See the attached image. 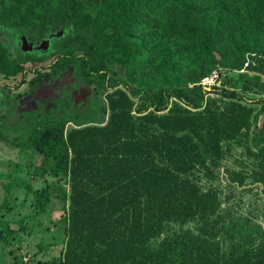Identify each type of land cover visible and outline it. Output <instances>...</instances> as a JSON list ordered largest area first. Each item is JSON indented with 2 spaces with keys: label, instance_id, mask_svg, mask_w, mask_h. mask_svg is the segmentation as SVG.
<instances>
[{
  "label": "trees",
  "instance_id": "1",
  "mask_svg": "<svg viewBox=\"0 0 264 264\" xmlns=\"http://www.w3.org/2000/svg\"><path fill=\"white\" fill-rule=\"evenodd\" d=\"M0 16L36 43L66 31L49 67L0 35V75L34 70L35 92L72 67L104 96L85 117L28 120L11 143L40 156L32 178L67 177L27 186L39 215L54 200L64 213L59 264H264V225L233 205L264 198V0H11Z\"/></svg>",
  "mask_w": 264,
  "mask_h": 264
},
{
  "label": "rangeland",
  "instance_id": "2",
  "mask_svg": "<svg viewBox=\"0 0 264 264\" xmlns=\"http://www.w3.org/2000/svg\"><path fill=\"white\" fill-rule=\"evenodd\" d=\"M10 2L11 0H0V8ZM5 26L0 22V28L5 29V31L0 30L3 33L1 35L3 42L10 48L12 55H17L18 51L15 44L19 46V42H17L15 31ZM72 73L73 68H70L63 75H67L66 79L63 76L55 81L47 78L42 90L37 91V94H30L24 98L23 95L29 91V81L35 77L34 73L28 71L24 75L10 80L0 75V114L7 115L4 128L9 135L7 143H0V230H8L12 226L14 231L18 232L13 235L2 234L0 239V264H59L60 262L59 259L62 249L65 247L66 237V220L63 219L64 213L61 206L54 200L48 207L47 212L39 215L36 198L27 186L31 185L34 189L39 190L47 184L56 186L59 182L60 185L66 187L68 185V182H66L67 177L62 175L58 179L46 176V179H43L37 175L36 178H32L41 162L40 156L26 148L13 147L11 143L16 137L24 136L32 130L33 124L29 123L28 120L35 124L41 117L53 111L58 112L59 115L64 112V110H60L58 100L62 96L61 92L63 91L61 89L64 85L68 86L73 81ZM230 75L237 78L238 70L230 71ZM23 78H26V81L20 87ZM203 85L207 88V91H212L213 86L221 85V81L218 78H214V80L210 78ZM238 85V89H241V84ZM90 94H93L92 90L88 91L87 95L83 97L78 96V92H75L73 101L75 100V104L78 105L81 101H86ZM18 95L22 96L17 102L15 97ZM261 95L264 97V91ZM254 96L257 95L254 94ZM103 97L98 93L92 95L96 107H99ZM211 97H214V95L212 94ZM90 107L75 110V114L80 113L83 117L92 114L89 113ZM53 114L55 115V113ZM237 155L240 156V152ZM229 163L236 167L233 162ZM221 183L226 185L225 181ZM258 191L259 189H255L253 193H240V191H237L233 205L239 213H251V217L256 222L264 225V198ZM4 203H9L8 206L11 208V212L2 208ZM20 220L24 221L25 230L19 232L17 221Z\"/></svg>",
  "mask_w": 264,
  "mask_h": 264
},
{
  "label": "flooded vegetation",
  "instance_id": "3",
  "mask_svg": "<svg viewBox=\"0 0 264 264\" xmlns=\"http://www.w3.org/2000/svg\"><path fill=\"white\" fill-rule=\"evenodd\" d=\"M1 24H3L2 22H1ZM3 26H5L4 24H3ZM5 27H7V26H5ZM10 28V27H9ZM0 30H4L5 31V29H2V28H0ZM10 30V29H9ZM12 30H14L15 31V34H16V38L18 39H16L17 40V42H19V46L17 45V44H15L16 46H17V51H18V53L19 52H22V53H24V54H31L34 58L31 60V61H29L30 63L28 64L29 65V68H31L33 65H38L39 67H43V66H47V67H49V62H50V60L53 58V57H49L50 55H52V53L54 52V45H55V40H53L52 41V44H51V46H50V48L45 52V53H40V51H37V50H33L32 52H24L23 50H22V38L23 37H26L27 38V40H28V43H30V44H33L34 46H39L45 39H47L48 37H50L51 35H49L48 37H46V38H43L42 40H40L38 43H36V38L33 36H26V35H21L20 37L19 36H17V34H18V31L17 30H15V29H13L12 28ZM65 33H66V31H64ZM55 34H57V33H55ZM0 35H3V33H2V31H0ZM7 40V39H6ZM15 40V41H16ZM8 42H9V40H7ZM4 44H6L5 42H4ZM9 44V43H8ZM7 45V44H6ZM13 46V45H12ZM14 57H17L18 56V54L17 55H13ZM36 59V60H35ZM35 60V61H34ZM56 60V59H55ZM70 68H72V67H68L67 68V70L62 74V75H60L59 77H61V76H63ZM42 69V68H41ZM28 71H30V70H28ZM27 71V72H28ZM49 71H50V69H46V70H43L42 69V72H43V74H48L49 73ZM26 72V73H27ZM30 72H32V73H35L34 72V70L33 71H30ZM73 81L70 83V84H68V86H66V84L64 85V87H63V89H61L63 92H61V97H60V99L58 100V106H59V108H60V110L62 109V110H64V112L63 113H71V114H75V110H80V108H82V107H88V106H91L90 108H89V113H96L97 111H96V108H99V107H96L95 106V103H94V101L92 100V95H94V94H97V89L94 87V86H91V85H89V84H87L85 81H83L82 79H79V78H77L75 75H74V70H73ZM2 76V75H1ZM4 77V76H3ZM58 77V78H59ZM63 77H65V79H66V77H67V75L66 76H63ZM5 78V77H4ZM16 78V77H15ZM47 78H49V76H46V78H45V80L47 79ZM57 78V79H58ZM69 78H70V76H69ZM5 79H7V78H5ZM10 79H13V78H10ZM9 79V80H10ZM50 79V78H49ZM57 79H55V80H57ZM25 80H26V78H25ZM33 80V78L29 81V91L28 92H26L24 95H23V98L24 97H27V96H29L30 94H37V91H39V90H42V87H43V84L42 85H40L37 89H36V91L35 92H31V81ZM44 80V82H46ZM55 80H53V81H55ZM25 84V83H24ZM24 84H22L21 86H23ZM20 86V87H21ZM19 88V87H18ZM92 90V93L93 94H90V97H88L87 98V100L85 101H81L78 105H76L75 104V100L73 101V95H74V93L75 92H78V96H85V95H87V93H88V91H91ZM20 95H18L17 97H15V100L18 102L19 101V99H21L20 97H19ZM22 96V95H21ZM37 96V95H36ZM101 104V103H100ZM62 113V114H63ZM3 114V113H2ZM76 114H80V113H76ZM5 115V114H4ZM87 115H90V114H87ZM86 115V116H87ZM5 122H7V115H6V121ZM6 124V123H5ZM70 125H73L74 123L73 122H70L69 123Z\"/></svg>",
  "mask_w": 264,
  "mask_h": 264
},
{
  "label": "water",
  "instance_id": "4",
  "mask_svg": "<svg viewBox=\"0 0 264 264\" xmlns=\"http://www.w3.org/2000/svg\"><path fill=\"white\" fill-rule=\"evenodd\" d=\"M65 34L64 31H61L57 34H52L50 37L45 39L39 46H34L33 44L28 43L26 37L22 38V50L24 52H32L33 50L40 51V53H45L51 46L52 41L55 39L61 38Z\"/></svg>",
  "mask_w": 264,
  "mask_h": 264
},
{
  "label": "built area",
  "instance_id": "5",
  "mask_svg": "<svg viewBox=\"0 0 264 264\" xmlns=\"http://www.w3.org/2000/svg\"><path fill=\"white\" fill-rule=\"evenodd\" d=\"M219 75H220L219 71L216 70V71H214V72L212 73V76H211L210 78H211L212 80H214V78H218ZM210 78H207L206 80H204V81H203V84H204V82L209 81ZM205 88H206V87H205ZM206 89H207V88H206Z\"/></svg>",
  "mask_w": 264,
  "mask_h": 264
}]
</instances>
